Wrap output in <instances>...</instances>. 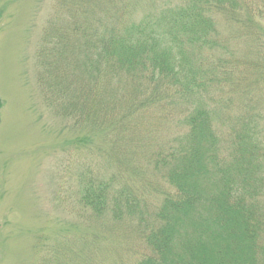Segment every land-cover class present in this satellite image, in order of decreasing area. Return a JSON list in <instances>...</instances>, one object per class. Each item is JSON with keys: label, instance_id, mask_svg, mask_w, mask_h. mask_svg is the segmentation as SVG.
Instances as JSON below:
<instances>
[{"label": "trees", "instance_id": "1", "mask_svg": "<svg viewBox=\"0 0 264 264\" xmlns=\"http://www.w3.org/2000/svg\"><path fill=\"white\" fill-rule=\"evenodd\" d=\"M63 6L65 24L53 25L40 51L44 96L52 90L62 121L78 112L76 125L90 131L76 139L77 164L89 154L103 173L113 168L107 181L96 173L81 180V202L106 216L109 189L121 185L111 216L125 224L137 214L143 223L136 264H264L263 111L253 103L252 85L243 86L232 71L211 77L216 64L211 73L198 70L204 49L227 50L230 40H239L248 62H236L263 73L251 61L261 52L252 44H259L256 15L264 17V0H70ZM169 97L181 104L162 103L168 107L162 111L158 104ZM167 125L176 139L168 148L154 143ZM152 147L156 156L146 158ZM139 160L164 182L151 214L138 211L135 198L147 191L140 181L151 183L131 175ZM90 264H100L94 253Z\"/></svg>", "mask_w": 264, "mask_h": 264}, {"label": "rangeland", "instance_id": "2", "mask_svg": "<svg viewBox=\"0 0 264 264\" xmlns=\"http://www.w3.org/2000/svg\"><path fill=\"white\" fill-rule=\"evenodd\" d=\"M65 1L70 2L0 0V264H90L93 253L100 264H136L144 249L139 238L143 223L137 214L125 224H117L111 216L115 212L114 203L123 194L117 187L121 185L109 189L106 216L98 217L79 199L86 190L84 184L82 190L81 180H91L88 173H96L107 181L105 177L113 168L110 173H103L99 160L89 154L77 164L76 139L90 131L76 125L78 112L75 117L71 115L66 122L62 121L64 118L58 110L61 102L55 101V105L52 90L44 96L40 51L48 31L67 13L63 6ZM257 11L258 8L254 13ZM239 18L240 13H236V19ZM256 19L262 21L259 44L252 45L261 52L251 63L264 66V17L256 15ZM62 22L65 24L64 20ZM215 24L224 29L221 21ZM230 41L227 50L204 49L202 68L198 70L211 73L216 64L211 77L218 71H232L235 79L243 81V86L252 85L253 103L264 114V69L259 73L248 67L251 64L237 63L248 62L247 47L239 40ZM165 102L170 107L181 104L169 97L158 104L162 111L168 108L162 107ZM261 125L264 148V118ZM217 126L221 134L229 132L226 123L221 126L223 133L219 124ZM160 128L159 139H154V143L168 148L171 140L176 142L175 132L168 125ZM87 144L92 146V141ZM158 150L152 147L146 158L156 156ZM136 167L132 176L151 180V183L144 180L139 183L141 189L146 187L147 191L135 195L141 202L138 211L151 214L161 201L155 189H163L164 182L143 160L137 161ZM121 205L124 211L128 203L124 201Z\"/></svg>", "mask_w": 264, "mask_h": 264}]
</instances>
